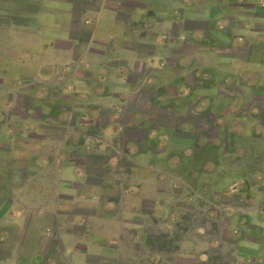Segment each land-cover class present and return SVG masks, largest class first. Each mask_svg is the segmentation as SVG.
<instances>
[{
    "label": "crops",
    "instance_id": "0c3cea01",
    "mask_svg": "<svg viewBox=\"0 0 264 264\" xmlns=\"http://www.w3.org/2000/svg\"><path fill=\"white\" fill-rule=\"evenodd\" d=\"M76 24L88 33L85 41L76 38ZM78 57L92 64L79 79L82 91L69 74ZM17 95L24 99L19 114ZM257 115L264 119V0H0V156L14 158L0 161V211L27 216L21 250L28 258L118 264L125 229L135 249L151 245L143 226L151 217L169 231L180 212L171 203L177 194L183 201L228 199L230 193L204 191L209 168L217 177L232 161L233 148L219 144L220 136L226 143L234 136L223 121L250 131L244 121ZM170 119L182 124L149 128ZM41 126L59 130L57 144L46 143ZM17 175L20 186L10 188ZM47 191L36 207L21 200ZM15 194L18 202L10 203ZM32 210L38 215L30 217ZM41 227L51 238L36 233L29 247L30 232ZM259 248V240L241 236L233 258L256 264ZM139 254L132 251L130 262Z\"/></svg>",
    "mask_w": 264,
    "mask_h": 264
},
{
    "label": "rangeland",
    "instance_id": "374dc122",
    "mask_svg": "<svg viewBox=\"0 0 264 264\" xmlns=\"http://www.w3.org/2000/svg\"><path fill=\"white\" fill-rule=\"evenodd\" d=\"M76 1L82 2L83 0ZM79 12L80 7H76V22ZM76 29H78L77 24ZM87 35L88 33L83 31V29H78V31H76V38L79 41H85ZM80 48L81 46H78L77 50ZM92 49L94 51L101 50L100 47L96 46L92 47ZM86 60L87 59H83V57L79 58L71 67L74 69L73 74L71 70L69 72L70 78H76L75 90L77 91L83 90L79 79H82V77L88 74L87 67L92 65ZM86 62L90 65L87 66L85 64ZM95 64L98 63L96 62ZM67 67H63L60 72L61 75L65 76L64 80L66 78V73H68L66 70ZM107 79L110 80L111 78L108 77ZM44 81L49 80L44 79ZM44 85L49 91V82L44 83ZM114 90L113 87H110V91L113 92ZM30 92L31 94L36 92L34 95L40 93L39 90L35 91L34 89ZM47 95H49V93ZM15 99L14 112L19 114L22 112L24 99L19 95H17ZM253 105L258 106L256 103ZM113 108H116V111L120 112V107L118 108L115 106ZM254 118L255 119L251 118L244 121L245 124H250V131L245 129L244 132H242L241 127L237 125L232 126L230 124L231 121H223L224 127L232 129L234 136H232L231 140L227 143L223 137L220 136L221 140L219 144L222 149L226 147V145L233 148L234 152L232 153L233 155H231L232 161L229 163V169L226 167L218 169L219 176L217 177L215 176L216 169L209 168V174L212 175L213 179L210 185H205L204 191L207 192V189H209V193L214 190L221 193H230L229 196H227L228 199L224 198L223 200H218L216 197H208L206 195H198L195 199L194 197H188L189 195L186 193L187 197L185 201H183L182 193L179 195L177 194L174 199L172 198L171 203L175 207H178L180 212L176 210L177 216L174 214L170 217L169 231L162 232V223L164 221H162L161 218L154 219L151 217V220L148 221L149 224L144 223L143 225L145 226L144 228L146 229L151 245L143 249H135L130 247V241L133 238L131 233L129 230L125 229L122 236V251L124 258L123 262L118 264H243L242 262H238L241 261V259L233 258L236 256V245L241 236L248 237L250 240L260 241L259 256L257 258L258 262H256V264H264V119H260L259 115H257V118ZM130 119L132 122H136L133 115L130 116ZM178 122V119H170L168 122L166 120H156L155 123L157 126L149 124V128L151 131L152 129L162 130L169 125L170 129L174 130L175 128H179L182 124ZM147 127L148 125L146 124L145 128ZM115 128L117 129V127ZM96 131H92V133H96ZM166 131L168 130L165 129V132ZM256 131L262 133V135H258ZM38 132L45 136L44 138L47 144L54 145L58 143L60 137L59 130L53 131L46 126H41ZM151 137L161 143L164 141V138H162L161 135L158 136L155 132L151 134ZM84 139H88V137L85 136ZM110 140L112 141L113 138ZM115 142L119 143V140L116 138ZM223 153L224 151L220 152L222 158H224ZM216 154L217 151H214L213 158ZM11 159L14 158L7 154H2L0 156V161L2 162L8 163ZM16 159H18V156H16L15 160ZM3 170L4 169L0 167V178ZM205 170L206 169H204V172ZM226 178L228 182L222 184ZM20 181L21 177L17 175L14 178L11 177V181L8 185L10 188H18L20 186ZM189 184L195 186L194 182ZM48 185H50V182L44 183V187ZM0 186L2 187V185ZM175 186L177 187V185ZM187 192H189V190ZM49 194L48 191L44 192L38 198L23 194V199L21 200L28 203V206L36 207L35 203L47 199ZM202 194L205 193L203 192ZM18 199L19 197L15 194L12 200H10V203L14 202V200L18 202ZM227 206L234 210H232L233 212L230 215L225 214L226 210L224 208H228ZM242 212L249 213L245 215L246 222L242 221ZM37 215L38 211L36 210L30 212V217ZM26 220V215L19 216L18 214H13L10 209H7L6 212L0 211V264H51L46 255L42 256V258H28L29 255H24V252L28 250H21V239L23 238L25 229L23 232L22 230L26 225ZM227 226L232 229L228 227V230H226ZM243 227L245 229H250L251 232L244 231ZM164 229L166 230L167 227ZM8 232L11 236V248L6 247V244L4 245V239L8 237ZM36 233H38V235L41 234L43 237H50L53 234H51L48 227H41V233L32 230L30 232V242L28 243L29 247H32L36 241L38 237ZM137 250L138 253H140L138 262L132 263L128 256L132 251L136 253ZM151 253L156 254L155 257H159L156 261L154 260L155 262H147V255ZM198 255L206 257L205 261L195 262ZM62 262L61 264H67L64 261ZM68 264H81V260L80 258L74 259ZM245 264L249 263L246 262Z\"/></svg>",
    "mask_w": 264,
    "mask_h": 264
}]
</instances>
